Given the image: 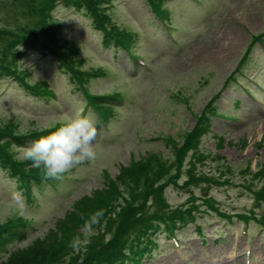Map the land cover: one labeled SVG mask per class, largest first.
Instances as JSON below:
<instances>
[{
    "label": "rangeland",
    "instance_id": "374dc122",
    "mask_svg": "<svg viewBox=\"0 0 264 264\" xmlns=\"http://www.w3.org/2000/svg\"><path fill=\"white\" fill-rule=\"evenodd\" d=\"M146 1L112 0L107 8L133 33L134 53L108 46L85 7L57 0L48 10L58 39L73 43L79 71L101 70L88 74L83 86L121 96L104 125L86 105L81 84L48 50L16 44L17 69L28 83L45 81L52 94L45 99L15 76L0 77V127L10 125L23 137L12 140L14 157L27 161L22 150L36 138L26 136L87 118L96 128V159L59 180H33L29 191L0 162V225L25 222L19 237L0 241V263L19 252L7 264H21L55 247L57 222H68L75 204L108 179L129 180L128 167L146 168L154 155L171 167L173 145L182 144L213 101L218 111L198 137L199 149L185 159L194 162L190 177L196 180L188 179V164L165 175L176 173L164 183L166 202L191 207L190 215L175 227L176 242L162 225L141 263L264 264V225L258 222L264 219V0H164V23ZM19 2L0 0V38H15L31 24Z\"/></svg>",
    "mask_w": 264,
    "mask_h": 264
},
{
    "label": "trees",
    "instance_id": "16d2710c",
    "mask_svg": "<svg viewBox=\"0 0 264 264\" xmlns=\"http://www.w3.org/2000/svg\"><path fill=\"white\" fill-rule=\"evenodd\" d=\"M77 7H85L96 26L103 32V39L108 46L114 42L122 46L127 52L133 53L130 49L133 43V33L124 27L117 25L107 12L106 3L112 0H65ZM164 0H147L161 20L165 19L166 13L161 8ZM53 0H20L18 6L23 14L29 17L31 24L21 30L15 38L2 35L0 38V77L3 75L15 76L23 82L29 90L47 99L52 94L45 81L31 84L25 80L24 74L17 69L16 62L21 52L16 44L24 43L27 46H36L41 51L48 50L67 69L73 77L81 84L85 95L86 105L93 110L98 122L104 123L112 114L114 102L121 96L117 93H90L83 86V81L88 74L99 75L100 69L90 71H79L80 67L74 62L76 49L69 40H61L57 37V25L47 16L49 3ZM164 21V20H163ZM34 36L26 40L24 37ZM260 34H255V41ZM247 52L239 61L237 68L245 59ZM236 69V68H235ZM90 76V75H89ZM214 102L206 104L205 109L197 116V124L182 138V144H174L175 159L171 167L166 166L164 158L154 155V162L144 166L132 165L127 168V175L131 177L122 183H115V179H108L106 186L94 193L91 197L80 199L73 208V213L68 222L60 220L57 222L56 230L52 234L59 235L58 244L49 249L46 253L37 254L33 258L25 259L21 264H143L148 248L152 244V235L164 225L165 231L172 234L178 223H185V216L190 215V209L171 207L163 196V186L171 176H165L171 168L182 170V161L189 151H197L198 137L206 130L210 117L216 114L217 109ZM55 128L45 129L26 137L38 139L42 135H48ZM11 131L10 125L0 127V162L4 164L12 175L22 184L24 190L29 191L33 180L45 177L41 169L32 167L28 161H21L14 157L11 150L12 140L21 139ZM176 146V147H175ZM173 148V147H172ZM203 156V153H198ZM30 165V166H29ZM188 179L196 180L190 172H194L195 164L189 161L187 167ZM200 177V176H199ZM46 178V177H45ZM104 210V217L96 228L91 243L79 252H75L67 245L74 234L79 232L81 226V214L87 215L96 210ZM264 224V219H259ZM25 222L8 221L0 225V241L4 238L19 237L17 229ZM19 252L10 255L7 264L15 258Z\"/></svg>",
    "mask_w": 264,
    "mask_h": 264
},
{
    "label": "clouds",
    "instance_id": "9594fccd",
    "mask_svg": "<svg viewBox=\"0 0 264 264\" xmlns=\"http://www.w3.org/2000/svg\"><path fill=\"white\" fill-rule=\"evenodd\" d=\"M95 138L96 128L92 121L72 118L23 148V157L32 167L41 169L46 178L59 180L74 167L95 162ZM104 214L103 209L81 214L79 232L72 236L67 246L79 252L90 244Z\"/></svg>",
    "mask_w": 264,
    "mask_h": 264
}]
</instances>
